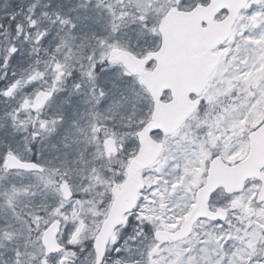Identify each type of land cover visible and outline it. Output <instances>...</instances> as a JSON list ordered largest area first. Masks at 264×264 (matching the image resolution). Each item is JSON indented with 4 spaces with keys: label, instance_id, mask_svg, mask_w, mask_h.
Returning a JSON list of instances; mask_svg holds the SVG:
<instances>
[{
    "label": "snow or ice",
    "instance_id": "1",
    "mask_svg": "<svg viewBox=\"0 0 264 264\" xmlns=\"http://www.w3.org/2000/svg\"><path fill=\"white\" fill-rule=\"evenodd\" d=\"M0 264H264V0H0Z\"/></svg>",
    "mask_w": 264,
    "mask_h": 264
}]
</instances>
